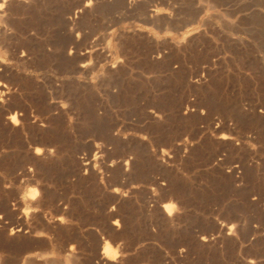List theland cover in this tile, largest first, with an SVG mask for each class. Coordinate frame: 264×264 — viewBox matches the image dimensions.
<instances>
[{"label": "rangeland", "instance_id": "rangeland-1", "mask_svg": "<svg viewBox=\"0 0 264 264\" xmlns=\"http://www.w3.org/2000/svg\"><path fill=\"white\" fill-rule=\"evenodd\" d=\"M0 216V264H264V0H0Z\"/></svg>", "mask_w": 264, "mask_h": 264}, {"label": "bare ground", "instance_id": "bare-ground-1", "mask_svg": "<svg viewBox=\"0 0 264 264\" xmlns=\"http://www.w3.org/2000/svg\"><path fill=\"white\" fill-rule=\"evenodd\" d=\"M155 12V11H154ZM155 14V13H154ZM11 121H12V123H15L16 122V116H12L11 117ZM33 194V196H32V199H33V197H35V195L37 194L36 193V191L34 190V192L32 193ZM34 200V199H33ZM164 208H165V210H166V212L169 214V210H167L166 208H167V205H165L164 206ZM0 218H1V216H0ZM1 221V220H0ZM106 250H108V247L106 248ZM106 250H104V251H106ZM107 252V251H106Z\"/></svg>", "mask_w": 264, "mask_h": 264}, {"label": "crops", "instance_id": "crops-1", "mask_svg": "<svg viewBox=\"0 0 264 264\" xmlns=\"http://www.w3.org/2000/svg\"><path fill=\"white\" fill-rule=\"evenodd\" d=\"M37 153H38V151H37ZM107 247H109V245H108V243H105L104 248H103V254L105 257H107V255H106V251H104V250H106Z\"/></svg>", "mask_w": 264, "mask_h": 264}]
</instances>
